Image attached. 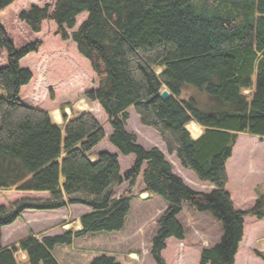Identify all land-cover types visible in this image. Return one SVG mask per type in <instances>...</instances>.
<instances>
[{
  "label": "trees",
  "instance_id": "1",
  "mask_svg": "<svg viewBox=\"0 0 264 264\" xmlns=\"http://www.w3.org/2000/svg\"><path fill=\"white\" fill-rule=\"evenodd\" d=\"M16 1L0 0V14ZM85 13L88 18L70 34ZM19 18L33 33L52 21L64 41L72 39L97 76L99 87L86 96L108 115L110 143L121 155L134 154L136 161L123 175L118 155L103 152L92 159L106 138L93 113L71 119L64 114L62 128L48 111L22 100V89L34 74L21 61L38 53L42 42L17 48L0 20V50L8 55L0 67L5 93L0 96V191L49 194L0 205V264H19V251L30 264H61L54 255L57 246L92 233L121 231L133 196L113 197L118 187L129 182L133 188L140 177L144 192L168 204L152 240L156 264H167L163 252L169 239H185L178 219L185 203L212 215L223 228L220 242L202 251L200 264H235L245 219H264V195L251 208L237 210L226 189L227 163L239 135L264 138V0H57L54 6L32 5ZM183 85L206 90L213 111L199 109L194 99H182ZM165 87L172 94L167 100L161 98ZM131 108L161 136L168 153L197 179L213 185L212 191L193 190L160 149L139 145L137 135L127 130ZM192 122L203 128L198 139L187 128ZM69 205L91 209L81 217L80 231L43 238L31 233L19 245L2 246L3 229L25 211ZM90 264L119 263L103 255Z\"/></svg>",
  "mask_w": 264,
  "mask_h": 264
},
{
  "label": "rangeland",
  "instance_id": "2",
  "mask_svg": "<svg viewBox=\"0 0 264 264\" xmlns=\"http://www.w3.org/2000/svg\"><path fill=\"white\" fill-rule=\"evenodd\" d=\"M56 1L17 0L0 14L1 23L17 48L36 41L42 42L38 53L29 55L21 62L22 67L29 68L34 74L32 82L21 92V98L29 105L48 111L62 128L65 126L64 114L71 119L82 112L93 113L106 131V138L96 148L98 155L103 152L118 155L121 172L125 175L135 164L136 156L121 155L110 143L109 137L113 130L108 122V115L98 102L90 101L86 96L87 92L95 91L99 87L90 62L78 52L72 39L64 41L57 34L54 22H44L41 32L33 33L19 18L20 13L32 5L54 6ZM87 18V13L78 17L76 28L69 30V33L77 30ZM7 61V53L0 50V67L5 66ZM161 71L162 69H158V73ZM245 93L249 94L250 91ZM4 95L3 89L0 88V96ZM182 99H194L198 108L203 111L214 109L207 91L191 85H183ZM129 115L127 130L137 135L139 145L146 149L155 147L163 149L162 152L172 164L173 171L193 190L204 191L206 183L197 179L191 171L184 169L175 155L168 153L161 136L154 129L141 123L134 108L129 110ZM193 124L187 126L188 130H194ZM94 153L93 151V156ZM229 160V184L226 189L238 205L240 203L243 207H248L253 199L257 200L260 195H264V138L247 133L240 134L233 156ZM144 186L143 178L140 177L133 188L129 182H125L116 189L114 199L124 195L133 196L130 212L121 231L92 233L76 239L71 245H59L55 249L59 261L64 264H90L94 258L107 255L115 258L119 264H156L151 254L152 240L158 231L159 219L168 208V204L158 195L153 194L150 197L144 192ZM15 194V190L13 193L1 190L0 204L13 203L17 199ZM253 205L254 203L250 208ZM79 212L73 211L71 220L62 228L65 229L64 227L72 224L68 229H74L73 224L78 221L76 217ZM178 219L185 228V239H169L163 257L167 264H200L202 251L211 249L220 242L223 236L222 225L212 215L196 211L189 203H185ZM255 224V228L247 226V232L251 233L252 237L249 242L252 249L246 246L243 248L239 255V264H264V258L257 254L254 243L258 238L256 243L260 247L264 244V222L259 221ZM25 233L26 230L18 232L16 238L24 236ZM52 233L53 230H50L39 237ZM248 237L250 238L249 235L247 239Z\"/></svg>",
  "mask_w": 264,
  "mask_h": 264
},
{
  "label": "crops",
  "instance_id": "3",
  "mask_svg": "<svg viewBox=\"0 0 264 264\" xmlns=\"http://www.w3.org/2000/svg\"><path fill=\"white\" fill-rule=\"evenodd\" d=\"M26 87H24V88H26ZM23 89H22V91H23ZM57 121H56V119L54 120V122L56 124H59ZM193 123H196V122H192L190 124H193ZM196 125H198V124L196 123ZM198 127H200V126L198 125ZM200 128H201V130L197 134L194 130L193 131L189 130L194 139H198L203 134V128L202 127H200ZM96 148L94 149V152H95L94 156H92V159L94 161H96L98 159V153H97ZM161 151H163V149H161ZM119 161H120V158H119ZM229 164H230V160L227 164V169L229 168ZM213 188H214L213 185L206 183L204 191H199V192L208 193V192L212 191ZM144 190H145V186H144ZM5 192H12L13 193L14 190L5 191ZM15 192H16L15 195H16L17 199L13 203H15L21 199H26V198L43 199V198L49 197L48 193L29 192V191L26 192V191H16V190H15ZM15 195H13V196H15ZM233 200H234L235 208L237 210H247L256 201L255 199H253L248 207H243V205H241L240 203L238 205L237 202L235 201V199H233ZM0 205L9 206L6 204H0ZM79 206H81V205L67 206L66 208L56 210V211H32V210L25 211L23 213L22 217L18 221H16V223H14L11 226L5 227L3 229L2 246L4 248H11L15 245H19L20 242L23 239L27 238L31 233H34V235L37 236L38 238H40L39 235L43 234L44 232H48L50 230H53V233L49 234L47 236L62 235L65 231V229L62 228V226H64L66 224V222H69L71 220V215H72L73 211L74 212L80 211V212H79L78 216L76 217V219L78 221H76L73 224L74 229L73 228H71V229H73L75 231H80L82 229L81 217L85 214L90 213L91 209L89 207H86V206H82V207H79ZM259 221L264 222V220L261 221V220H258L256 218H253V217H247L245 219L244 238L240 244L239 253L236 257V263L235 264H239V255L245 246H246V248L252 249V246L251 247L249 246V242L252 240V237H251V233L248 234V232H247V226L251 225V226H253V228H255V226H256L255 223H259ZM71 225L72 224H69V226H71ZM22 230H26L25 235L16 238V234ZM247 235H249L250 238L248 237V239H247ZM257 239L254 241L255 246H256L255 249L257 252L264 254V244L261 245V247H260L256 243ZM54 255L58 259L57 255L55 254V250H54ZM16 258H17V261L19 264H28L27 255L25 253H23L22 251H19L16 254ZM260 259H263V258H260ZM90 261H91V259H90ZM59 262L61 264H64L61 261H59ZM263 263H264V261H263Z\"/></svg>",
  "mask_w": 264,
  "mask_h": 264
},
{
  "label": "water",
  "instance_id": "4",
  "mask_svg": "<svg viewBox=\"0 0 264 264\" xmlns=\"http://www.w3.org/2000/svg\"><path fill=\"white\" fill-rule=\"evenodd\" d=\"M171 93L169 92V90L167 89H164L161 93V98L164 99V100H167L171 97Z\"/></svg>",
  "mask_w": 264,
  "mask_h": 264
},
{
  "label": "bare ground",
  "instance_id": "5",
  "mask_svg": "<svg viewBox=\"0 0 264 264\" xmlns=\"http://www.w3.org/2000/svg\"><path fill=\"white\" fill-rule=\"evenodd\" d=\"M83 105V104H82ZM189 127V126H188ZM193 129H194V131L196 132V134L200 131V128L198 127V125H196V123L195 124H193Z\"/></svg>",
  "mask_w": 264,
  "mask_h": 264
},
{
  "label": "built area",
  "instance_id": "6",
  "mask_svg": "<svg viewBox=\"0 0 264 264\" xmlns=\"http://www.w3.org/2000/svg\"><path fill=\"white\" fill-rule=\"evenodd\" d=\"M68 227H70V226L68 225V226L64 227L65 230H70L71 229V228L68 229Z\"/></svg>",
  "mask_w": 264,
  "mask_h": 264
}]
</instances>
